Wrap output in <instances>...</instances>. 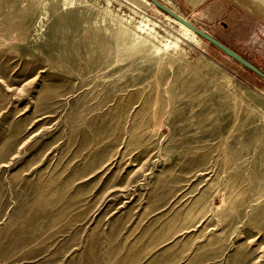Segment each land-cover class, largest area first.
Here are the masks:
<instances>
[{
	"label": "rangeland",
	"instance_id": "1",
	"mask_svg": "<svg viewBox=\"0 0 264 264\" xmlns=\"http://www.w3.org/2000/svg\"><path fill=\"white\" fill-rule=\"evenodd\" d=\"M161 1L264 72V0ZM134 2L0 0V264H264V80Z\"/></svg>",
	"mask_w": 264,
	"mask_h": 264
},
{
	"label": "water",
	"instance_id": "2",
	"mask_svg": "<svg viewBox=\"0 0 264 264\" xmlns=\"http://www.w3.org/2000/svg\"><path fill=\"white\" fill-rule=\"evenodd\" d=\"M151 3H153L159 10H161L163 13L171 16L172 18L176 19L178 22L183 24L185 27L190 29L193 33H195L198 37L201 39L207 41L208 43L215 46L217 49H219L221 52H223L226 56L236 61L238 64L242 65L244 68L250 70L258 77L262 78L264 80V72L261 71L258 67L253 65L251 62L243 58L241 55H239L237 52L211 36L206 31L202 30L201 28L197 27L187 19H185L183 16L178 14L175 10L171 9L167 5H165L161 0H149Z\"/></svg>",
	"mask_w": 264,
	"mask_h": 264
},
{
	"label": "bare ground",
	"instance_id": "3",
	"mask_svg": "<svg viewBox=\"0 0 264 264\" xmlns=\"http://www.w3.org/2000/svg\"><path fill=\"white\" fill-rule=\"evenodd\" d=\"M135 1V0H134ZM134 1H132V0H124V2L125 3H127L128 5H130L131 7H133L134 9H136V10H138L139 9V6H138V4L136 3V2H134ZM149 0H141V3H143V4H149V2H148ZM151 3V2H150ZM167 4H169V2H166ZM151 4H153V3H151ZM154 5V4H153ZM155 6V5H154ZM156 7V6H155ZM157 8V7H156ZM158 9V8H157ZM172 9V8H171ZM159 10V9H158ZM159 11H161V10H159ZM162 12V11H161ZM163 13V12H162ZM166 15V17L169 19V20H171V21H173V22H175V23H178L179 25H180V27H181V29L183 30V32H184V35L187 37V38H191V39H193V40H195L196 39V34L195 33H193L190 29H188L187 27H185L183 24H181L180 22H178L176 19H174V18H172L171 16H169V15H167V14H165ZM134 18H131L130 20H126L128 23H132V20H133ZM147 21H150V20H147ZM120 28V30H121V34L122 35H126V34H129V31H128V29H126V28H124L123 26H121V27H119ZM137 28L140 30V31H143V32H145V33H147L149 36H152L153 35V28H151L150 26H149V24H146V23H143V22H140V24L139 25H137ZM130 29V28H129ZM131 32V31H130ZM131 34V33H130ZM133 34V33H132ZM140 36V35H139ZM132 37L135 39V37L132 35ZM198 37V36H197ZM122 38H123V36H122ZM121 38V39H122ZM181 38V37H180ZM142 40V39H141ZM121 41V40H120ZM134 41V40H133ZM142 43V42H141ZM145 43V42H144ZM159 44V43H158ZM167 45V44H166ZM143 47H145L143 44H142V48ZM133 52V51H132Z\"/></svg>",
	"mask_w": 264,
	"mask_h": 264
},
{
	"label": "crops",
	"instance_id": "4",
	"mask_svg": "<svg viewBox=\"0 0 264 264\" xmlns=\"http://www.w3.org/2000/svg\"><path fill=\"white\" fill-rule=\"evenodd\" d=\"M187 1L192 3V1H196V0H187Z\"/></svg>",
	"mask_w": 264,
	"mask_h": 264
},
{
	"label": "trees",
	"instance_id": "5",
	"mask_svg": "<svg viewBox=\"0 0 264 264\" xmlns=\"http://www.w3.org/2000/svg\"><path fill=\"white\" fill-rule=\"evenodd\" d=\"M212 45V44H211ZM213 46V45H212ZM215 47V46H214ZM216 48V47H215ZM246 69V68H245ZM246 70H248V69H246ZM249 72H251L250 70H248ZM251 73H253V72H251ZM254 74V73H253Z\"/></svg>",
	"mask_w": 264,
	"mask_h": 264
}]
</instances>
